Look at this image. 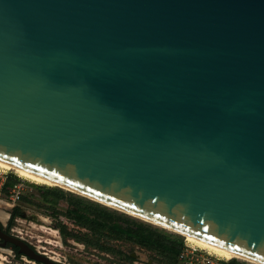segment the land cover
Masks as SVG:
<instances>
[{
    "label": "water",
    "instance_id": "water-1",
    "mask_svg": "<svg viewBox=\"0 0 264 264\" xmlns=\"http://www.w3.org/2000/svg\"><path fill=\"white\" fill-rule=\"evenodd\" d=\"M0 160L264 264V0H0Z\"/></svg>",
    "mask_w": 264,
    "mask_h": 264
},
{
    "label": "rangeland",
    "instance_id": "rangeland-1",
    "mask_svg": "<svg viewBox=\"0 0 264 264\" xmlns=\"http://www.w3.org/2000/svg\"><path fill=\"white\" fill-rule=\"evenodd\" d=\"M14 188L20 191L19 197H16ZM0 199L10 203V207L15 202L26 212L25 216H17L15 222L21 228L25 227V234L28 230V237L34 238L38 243L49 241L48 247L50 245V248L59 252L51 251V253L71 263L182 264L177 257L171 259L172 262L169 263L165 259L166 255L158 249H148L130 241L116 239L76 222L70 212L95 218L97 214L95 209L107 205L60 186L38 183L20 176L12 169L0 168ZM3 209L5 210V208ZM131 217L135 216L131 215ZM145 222L148 223V221ZM152 224L182 238L184 240L183 247L187 244L196 245L189 242L186 236L179 232ZM62 227H64V231L61 230ZM229 264L257 263L241 258H232L229 259Z\"/></svg>",
    "mask_w": 264,
    "mask_h": 264
},
{
    "label": "trees",
    "instance_id": "trees-1",
    "mask_svg": "<svg viewBox=\"0 0 264 264\" xmlns=\"http://www.w3.org/2000/svg\"><path fill=\"white\" fill-rule=\"evenodd\" d=\"M95 211L97 213L95 218L74 212H70V214L76 222L110 237L130 241L148 249H158L166 255L165 259L169 263L172 262L171 259L178 258L184 245L182 238L174 236L152 223L136 219L127 213L110 209L107 206L96 208Z\"/></svg>",
    "mask_w": 264,
    "mask_h": 264
},
{
    "label": "flooded vegetation",
    "instance_id": "flooded-vegetation-1",
    "mask_svg": "<svg viewBox=\"0 0 264 264\" xmlns=\"http://www.w3.org/2000/svg\"><path fill=\"white\" fill-rule=\"evenodd\" d=\"M19 215H26V212L19 205L14 202L10 207V203L0 199V264H54L53 262L75 264L52 254L51 251L59 252L54 248H50V245L48 247L49 241L38 243L34 238L28 237V230L25 234V227L21 228L15 222L16 217ZM61 230L64 231V227ZM11 238L20 239L25 246L33 249L41 258L31 256L22 251L21 246L14 243ZM58 243L60 242L58 241Z\"/></svg>",
    "mask_w": 264,
    "mask_h": 264
},
{
    "label": "bare ground",
    "instance_id": "bare-ground-1",
    "mask_svg": "<svg viewBox=\"0 0 264 264\" xmlns=\"http://www.w3.org/2000/svg\"><path fill=\"white\" fill-rule=\"evenodd\" d=\"M0 168L7 169V170L12 169L16 173H18L20 176L28 178V179H30L32 181H35V182H38V183L47 184V185H55V186L58 185L57 183H55V181H53V180H51V179H49L47 177H44V176H42L40 174L34 173V172L29 171L27 169H24V168H21V167H17L15 165H13L11 163H8V162H5L3 160H0ZM65 189H68V188L65 187ZM183 235L186 236V238L189 240V242H193L194 244H196V245H198V246H200L202 248L208 249L211 252H215V253H217V254H219L221 256H224L227 259L241 258V259L248 260V261H251V262H254V263H257V264H263V263H259V262L255 261L253 259H250V258H248L246 256L234 253L232 251H229V250H226L224 248H221V247L215 246L213 244L207 243L205 241L196 239V238L188 236L186 234H183Z\"/></svg>",
    "mask_w": 264,
    "mask_h": 264
},
{
    "label": "built area",
    "instance_id": "built-area-1",
    "mask_svg": "<svg viewBox=\"0 0 264 264\" xmlns=\"http://www.w3.org/2000/svg\"><path fill=\"white\" fill-rule=\"evenodd\" d=\"M15 192L16 197H19L20 191L15 189ZM178 258L182 264H229V259L225 257L214 254L208 249L188 244L181 249Z\"/></svg>",
    "mask_w": 264,
    "mask_h": 264
}]
</instances>
